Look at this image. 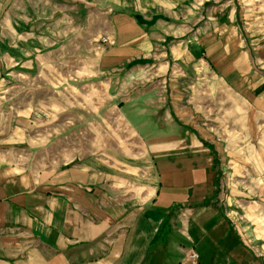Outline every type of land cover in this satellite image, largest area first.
Segmentation results:
<instances>
[{"label": "crops", "instance_id": "obj_1", "mask_svg": "<svg viewBox=\"0 0 264 264\" xmlns=\"http://www.w3.org/2000/svg\"><path fill=\"white\" fill-rule=\"evenodd\" d=\"M232 1L0 0V264H264V23Z\"/></svg>", "mask_w": 264, "mask_h": 264}, {"label": "rangeland", "instance_id": "obj_2", "mask_svg": "<svg viewBox=\"0 0 264 264\" xmlns=\"http://www.w3.org/2000/svg\"><path fill=\"white\" fill-rule=\"evenodd\" d=\"M234 3L235 9L241 8V11H245V14L250 15V19L253 22V20H257V22L264 23V0H236L237 5L235 4V1H232ZM240 5V6H239ZM102 37H100L98 40L100 41ZM7 86H16L13 84H6L2 87L5 88ZM22 87L21 85H17Z\"/></svg>", "mask_w": 264, "mask_h": 264}, {"label": "built area", "instance_id": "obj_3", "mask_svg": "<svg viewBox=\"0 0 264 264\" xmlns=\"http://www.w3.org/2000/svg\"><path fill=\"white\" fill-rule=\"evenodd\" d=\"M100 42L105 43V44H112L111 39H108L106 37H102ZM185 260L189 263V264H196L197 263V255L193 250H188V252L185 254Z\"/></svg>", "mask_w": 264, "mask_h": 264}]
</instances>
